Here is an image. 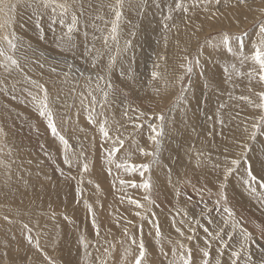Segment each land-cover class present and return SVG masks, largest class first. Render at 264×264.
I'll return each instance as SVG.
<instances>
[{
    "label": "rangeland",
    "instance_id": "obj_1",
    "mask_svg": "<svg viewBox=\"0 0 264 264\" xmlns=\"http://www.w3.org/2000/svg\"><path fill=\"white\" fill-rule=\"evenodd\" d=\"M67 2L77 13L79 3L83 2L85 14L80 18L78 30L72 34L75 47L62 51L56 40L66 32V27L61 29L59 24L52 25L45 16L42 22L45 39L40 40L32 9L26 7L23 0H3L4 5L15 4L16 8L7 15L0 12V22L11 16L12 30L24 47L16 53L21 65L19 70L9 75L0 69V264H49V260L52 264H133L141 240L146 250L144 264H172V249L178 241L192 248L194 263L201 264L197 250L203 247L205 238L201 225L215 229L217 223H223L222 217L226 215L222 206L208 212V209L215 208L221 191L225 158L237 157L240 153L238 144L243 140L251 148L248 158L254 174L260 175L264 165V133L258 134L255 141H249L244 132L245 124L250 125L252 118L258 115V110L239 99L241 95L249 96L253 101L257 99L248 91L247 76L234 77L233 83H224L223 65L233 62V58L201 46L207 38L229 31L233 34L247 32L245 43L250 48L249 42L257 39L254 25L258 20H264L260 11L264 9V0H248L243 9L225 10L227 15L218 21L200 19L199 12L190 13L195 21L174 13L167 32L163 28V17L172 1L139 0V5H143L141 10H133L126 3L118 25L117 42L109 39L107 46L103 37L110 33L114 19L107 4L113 0ZM149 2L150 8L154 7L149 10L156 16L152 21L154 29L138 42L136 31L143 29L144 21L141 11L145 12L144 6ZM100 5L105 7L100 8ZM193 25H202V31L195 36L192 35ZM128 41H131V47L126 48ZM185 55L193 61L199 60L191 73L180 67ZM110 56L116 57L111 69L108 68ZM127 58L131 60L130 71L117 68L118 63ZM236 63L239 71H249L250 65L240 67L239 62ZM68 65H72L71 72ZM51 67L57 69L56 73L50 71ZM154 70L159 73L156 80L151 78ZM65 72H68L66 84ZM98 75L105 76L106 81L112 83L113 90H109L106 103L102 93L95 91L99 103L92 105L88 92L96 88ZM181 75L183 81L178 79ZM132 76L134 84L130 83ZM32 80L49 89L50 107L58 131L70 145L71 168L63 161L64 147L59 138L52 135L47 121L39 116L29 96V92L36 93L30 83ZM106 81H99L101 88ZM251 87L259 91L262 86L253 81ZM220 104L225 107L219 108ZM129 106L138 112L128 110ZM93 108L98 121L96 125L88 122ZM126 110L127 116L124 114ZM139 112L144 116L136 119ZM217 113L224 121L223 126L217 120ZM159 116L164 117L163 121L158 119ZM105 119L110 137L120 136L124 140L123 147L116 153V161L129 157L130 163L150 164L149 172L145 173V178H150L152 184L148 193L143 189L121 186V179L141 183L138 173L129 175L117 170L114 164L106 163L111 140L102 143L98 126ZM137 124L142 127H135ZM149 125L162 133L157 137L158 144L149 139L152 135ZM138 148L154 153V156H142ZM84 163L88 164L87 171L83 170ZM217 163L220 168L213 167ZM243 173L242 164L228 178L223 191L234 218L256 235L255 228L253 231L252 227L248 229L251 221L242 218L229 195L230 191L235 194L230 184H236L238 197L258 212L263 209L260 213L264 215L260 189L257 188V197L251 194L241 183ZM78 188L81 190L79 196ZM177 190L181 192L180 196L176 195ZM146 195L154 203L145 200ZM129 197L144 207L135 209L128 203ZM86 204L91 205L95 214L99 237ZM137 211L147 219L141 220L135 215ZM209 216L216 223L208 225ZM24 225L31 229L30 233ZM156 225L160 229L159 238ZM177 228L184 236L177 232ZM163 231L169 235L164 236ZM28 235L32 236L33 244L28 243ZM190 235L193 236L191 241L187 239ZM233 235V241L225 237V242L235 247V241L241 238L238 229ZM81 236L88 243L87 250L80 243ZM132 237L136 238L137 245L132 244ZM37 240L41 251L34 246ZM251 247L254 261L260 264L264 258L262 242L256 238ZM106 248L109 249L107 253ZM216 249L217 245L213 244V264L217 258L226 261L227 255L218 257Z\"/></svg>",
    "mask_w": 264,
    "mask_h": 264
},
{
    "label": "snow or ice",
    "instance_id": "obj_2",
    "mask_svg": "<svg viewBox=\"0 0 264 264\" xmlns=\"http://www.w3.org/2000/svg\"><path fill=\"white\" fill-rule=\"evenodd\" d=\"M26 7L32 9V16L34 19V26L39 31V39L44 40V28L42 26V22L45 16H48L50 19V23L52 25L59 24L61 29L66 27V32H63L56 40L57 47H60L63 51L65 48L71 50L75 47L73 42L72 34L78 30V26L80 24V18L85 14V8L83 2L79 3V12L72 9V5H70L67 0L61 2V0H23ZM126 2L129 0H113L112 3L107 4L108 9L113 13L114 19L111 22V30L107 36L103 37L105 46L108 45L109 39L114 42H117V30L118 25L123 15V9L125 7ZM73 3H77V0H73ZM248 0H172L171 4L167 5V15L163 17L164 23L163 28L167 32L170 30L169 21L173 20L174 13L182 14V17L190 19L189 14H197L202 13L204 15V19L207 21H218L221 17H225L227 12L225 10L229 9H243L247 7ZM129 6L130 3H129ZM88 7L91 8L92 4L89 3ZM105 7V5H100V8ZM138 8H142L143 5H138ZM156 7L159 8L160 4L157 3ZM16 5L13 4L11 6L4 5L3 0H0V12L7 13L15 11ZM262 14H264V9L260 10ZM70 17V22L66 23V21ZM97 18H99L97 16ZM187 24V19L185 20ZM95 27V25H93ZM87 27V25H85ZM175 27V25H173ZM194 31L192 33L193 36L196 33L202 31V25H193ZM257 29V39L255 41H250V48L245 43V38L247 37V32L241 34H233L229 31H221L216 36H212L207 38L204 41V45L201 47H210L216 52H220L222 54H226L227 56H231L233 58V62H225L222 68L225 80L224 83H233L234 77H243L247 76L249 82L248 91L253 93L257 98L253 101L249 96L241 95L239 99L241 101H245L251 108L258 110V115L253 117L250 125L245 124L244 132L247 133V140L255 141L257 139L258 134L264 133V20H258L254 25ZM55 31V29H52ZM85 36H87V32H85ZM167 40V37H165ZM199 43V41H197ZM24 45L20 43V37L17 36L14 30H12V18L9 15L6 20L0 22V69L3 70L4 73L11 75L14 70H19L21 65L19 60L16 58V53L23 48ZM30 47V46H29ZM131 47V41L126 43V48ZM246 49H248L246 51ZM126 50V49H125ZM88 51H92L89 49ZM120 49L117 47V52L119 53ZM199 55V53L197 54ZM164 59V57H161ZM184 63L180 65L181 68L184 69L185 72L191 73L193 70L194 64H199V60H191L187 55L183 57ZM239 62L240 67L245 65H250L249 71L246 73L241 72L237 68V63ZM116 63V57H109L108 68L111 69ZM95 59H93V67H95ZM43 68V65H40ZM68 70L71 72L72 65H68ZM158 68L159 65L157 64ZM50 71L56 73L57 69L55 67H51ZM123 75V73H122ZM65 80L64 83H67L68 80V72L64 73ZM159 77V73L157 71H153L151 73L152 80H156ZM180 81H183L184 77L181 75L178 78ZM99 81H106V77L103 75H98L96 88L92 91L88 92V96H91L92 99L90 103L95 105L99 103L96 100L94 92L99 90L102 93L103 101L106 103L109 96V90H113V85L110 81H106L104 87L101 88ZM255 81L257 84L261 85V90L254 91L251 87L252 82ZM91 82V78L89 77V84ZM30 83L35 87L36 93L33 94L29 92V96L33 103L37 107V111L40 117L44 118L47 121V127L50 129L52 135L54 137H58L61 144L64 147V157L63 161L66 165L71 168V160L72 155H70V145L67 139L64 136L60 135L57 124L55 121V114L50 107V98H49V89L48 87L37 81H30ZM219 87V85H218ZM73 91V89H70ZM112 94H115L114 91ZM103 107V104H101ZM224 104H220L219 108H224ZM132 112H138V109L132 108L129 106V109ZM128 110L125 111V115L127 116ZM95 109L90 110L88 115V122L90 124L96 125L98 123L97 119L94 116ZM144 116L143 112H139V117ZM158 119L163 121L164 117L159 116ZM211 119V117H210ZM217 120L223 126V119L219 118V113H217ZM108 124L107 119L102 122H99V133L101 136L102 143H106L111 140V145L108 148V154L106 157V163L108 165H115L117 170H123L125 173L132 175L138 173L141 177V183L137 184L133 181H125L123 179L120 180L121 186L127 185L131 188L143 189L145 193H148L152 187L150 178H145V173H148L150 170L149 163H130L129 157H125L120 162L116 161V153L120 151V149L124 145V140L117 136L115 138L110 137L109 129L106 127ZM135 127H142V124H137ZM151 128L152 135L149 136V139L154 143L158 144L157 137L162 133L157 127L153 125H149ZM2 131V129H0ZM240 149V153L235 158L228 159L225 158L223 164V182L220 185L221 191L218 193V198L215 201V208L208 209V212H212L213 210L219 209L222 206V211L226 214L223 219L222 224H218L215 229L202 226L205 234L203 247H198L197 250L200 253L201 264H213V257L211 254V249L213 244L217 245V256L224 257L227 255L228 259L226 261H222L220 258L215 259L214 264H256L253 259L252 253V245L256 243V237L249 232L239 221L234 218V213L230 207H228V197L226 193L223 191L227 187V181L230 176L233 175L234 172H237L241 165H244V173L241 175V183L242 185L253 195L256 194L257 188L260 189V199L261 202L264 203V165H262V172L260 175L254 174L252 164L248 158V153L251 151V148L248 146L246 141H240L238 144ZM138 151L142 156H154V153L147 152L143 148H138ZM227 151V149L225 150ZM214 168H220L221 165L219 163L213 166ZM83 170H88V164L84 163ZM109 174H111L112 169H108ZM74 179V177H72ZM82 182V181H80ZM195 187V186H193ZM199 191V189H196ZM81 194V190L77 189V196ZM177 196L181 195V192L177 190ZM149 203H154L150 199L149 196L144 197ZM128 203L133 205L135 209H141L144 207L139 201L134 200L129 197ZM88 212L92 214V226L96 230V235L99 237L100 231L99 226L96 224L95 214L92 212L91 205H87ZM135 215L139 216L141 220L147 219L146 216L141 215L139 211L135 212ZM186 215V214H185ZM7 220L8 217H5ZM11 222V221H9ZM183 221H181L182 223ZM127 223H131V221H127ZM208 225H212L215 222L214 218L211 216L207 217ZM197 224L199 222L197 221ZM25 229H28L27 225H24ZM156 236L160 237V229L159 226L156 225ZM226 229H230L229 231H225ZM238 229L240 234V239L235 241V247L231 243L225 242V237L228 241L234 240L233 233ZM29 233L31 229H28ZM190 231H193L190 229ZM177 232L180 233L181 236H184V233L177 228ZM125 235H129L127 229H125ZM189 241L193 239V236L190 235L187 237ZM259 239L264 241V228L260 229ZM27 240L29 244H33V238L31 235L27 236ZM131 242L133 245H137V240L135 237L131 238ZM81 245L87 250L88 243L85 238L81 236L80 238ZM37 251H41L39 241L37 240L34 245ZM138 254L135 255L133 264H144L146 259V250L143 241L141 240L138 245ZM230 249V250H229ZM109 249H105V253H107ZM172 264H194L193 259V249L188 248L182 242H176L175 247L172 249ZM48 259L47 257H45ZM49 264L52 262L49 260ZM260 264H264V258L260 260Z\"/></svg>",
    "mask_w": 264,
    "mask_h": 264
},
{
    "label": "bare ground",
    "instance_id": "obj_3",
    "mask_svg": "<svg viewBox=\"0 0 264 264\" xmlns=\"http://www.w3.org/2000/svg\"><path fill=\"white\" fill-rule=\"evenodd\" d=\"M172 0H169V2H171ZM126 3H130V5H131V8L133 9V10H141L140 8H138L137 6L140 4L139 3V0H129V2H126ZM127 5V4H126ZM150 5H151V3L149 2L148 3V5H145L144 7H145V12L147 11V13H145L144 11H141V17H142V19H144V21H143V29H141V30H137L136 31V38H137V41L138 42H142L143 41V38L144 37H147V35L149 34V30L150 29H154L153 28V20L156 18V16H154L155 15V13H154V15H153V13L151 12V10H149V8H150ZM127 7V6H126ZM151 8H154V7H151ZM150 8V9H151ZM156 8V7H155ZM128 9H130V8H127V10ZM126 10V11H127ZM132 12V11H131ZM143 12H144V14H143ZM137 14H139L138 12H137ZM129 15V14H128ZM132 15H133V12H132ZM131 14H130V16H132ZM135 16H137V15H135ZM139 16V15H138ZM182 16V15H181ZM200 19H204V15L202 14V13H200L199 14V16H198ZM25 18V17H24ZM127 18H128V16H127ZM194 18L195 17H191V14H190V20H193V21H195L194 20ZM129 19V18H128ZM127 20V19H126ZM196 20H198V18L196 17ZM134 21V20H133ZM138 21V20H137ZM136 22V21H135ZM190 22H192V21H190ZM132 23V22H131ZM174 23V22H173ZM194 24V23H193ZM135 25V24H134ZM133 25V26H134ZM140 26H141V24H140ZM127 28V27H126ZM129 29V28H128ZM133 29V28H132ZM130 30V29H129ZM157 31V30H156ZM133 33H135V32H133ZM24 36V35H23ZM158 36V35H157ZM182 49V48H181ZM172 54V53H171ZM126 58V57H125ZM177 58V57H176ZM128 59V58H127ZM119 62V61H118ZM71 63V62H70ZM130 65H131V60L130 59H128V60H121L119 63H118V66H117V68H121V69H126V70H128V71H130ZM82 72H84V71H82ZM88 75H90V74H88ZM134 77L132 76L131 77V81H130V83H132V84H134ZM69 98V97H68ZM69 100V99H68ZM71 101V100H70ZM82 101V100H81ZM70 110V109H69ZM61 126V125H60ZM71 128V127H70ZM230 128V127H229ZM233 130V129H232ZM231 131V130H230ZM234 132V131H233ZM229 133V132H228ZM73 134V133H72ZM264 154V153H263ZM207 155V154H206ZM263 158V157H262ZM207 185H209V183L207 184ZM209 187H211V186H209ZM213 187V186H212ZM230 189L232 190H234L235 191V194H231V191L229 192L230 194V198L234 201V204L236 205V207H237V210L239 211V213L241 214V216H242V218H244L245 220H247V221H251V224L248 226V229L250 228V227H252V231H253V229L255 228L256 230H255V232L254 233H256V235L254 234V236L256 237V238H258V240H260L259 239V232H260V229L261 228H264V215L263 214H261L260 213V211L261 210H263V209H261L259 212L257 211V209L256 210H254L249 204H247V203H245L244 202V200L243 199H241L240 197H238V195H237V186H236V184L234 185V183H231L230 184ZM241 192V190L239 191V193ZM258 192H260V190L258 191ZM258 194V193H257ZM257 194H256V197H257ZM241 196L243 197V194H241ZM252 199V198H251ZM260 200V199H259ZM261 201V200H260ZM261 203V202H260ZM256 207V206H255ZM258 207H260V206H258ZM166 229V228H165ZM164 231H166V230H164ZM163 231V232H164ZM251 232V231H250ZM253 233V232H252ZM163 234H165L164 236H166V235H169V234H167V233H163ZM171 237V236H170ZM167 238H169V237H167ZM171 239V238H170ZM169 240V239H168ZM261 242H262V244H263V246H264V241H262V240H260ZM256 246V245H255ZM260 246V245H259ZM256 248V247H255ZM257 249V248H256ZM255 249V250H256ZM264 249V248H263ZM216 251V250H215ZM258 251V250H257ZM260 251V250H259ZM264 253V252H263ZM258 256V255H257ZM259 257V256H258ZM257 257V258H258ZM263 258V257H262ZM257 260H259V259H257ZM198 262V261H197ZM196 262V263H197ZM196 263H194V264H196Z\"/></svg>",
    "mask_w": 264,
    "mask_h": 264
}]
</instances>
